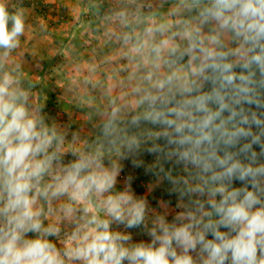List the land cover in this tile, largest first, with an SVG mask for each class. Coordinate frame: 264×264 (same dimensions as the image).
<instances>
[{
	"label": "clouds",
	"instance_id": "9594fccd",
	"mask_svg": "<svg viewBox=\"0 0 264 264\" xmlns=\"http://www.w3.org/2000/svg\"><path fill=\"white\" fill-rule=\"evenodd\" d=\"M79 121L26 68L0 0V264H264V0H78Z\"/></svg>",
	"mask_w": 264,
	"mask_h": 264
},
{
	"label": "crops",
	"instance_id": "0c3cea01",
	"mask_svg": "<svg viewBox=\"0 0 264 264\" xmlns=\"http://www.w3.org/2000/svg\"><path fill=\"white\" fill-rule=\"evenodd\" d=\"M77 2L78 0H27L32 10L33 23L36 24L40 19H44L52 34L49 38H45L37 32L28 40L26 55L29 59L26 68L30 75L39 77L40 88L48 97V111L60 118L79 121L82 119L81 112L65 93L63 58L58 54L61 42H67L64 33L73 30L71 22L75 14L74 5ZM47 70H50L49 73ZM50 83L59 85L58 93L52 97L47 92V85Z\"/></svg>",
	"mask_w": 264,
	"mask_h": 264
},
{
	"label": "rangeland",
	"instance_id": "374dc122",
	"mask_svg": "<svg viewBox=\"0 0 264 264\" xmlns=\"http://www.w3.org/2000/svg\"><path fill=\"white\" fill-rule=\"evenodd\" d=\"M50 70H47V72L49 73ZM48 88H47V92H48V95L52 97V95L58 93V87L59 85H55L54 83H50L47 85ZM57 87V88H56Z\"/></svg>",
	"mask_w": 264,
	"mask_h": 264
}]
</instances>
